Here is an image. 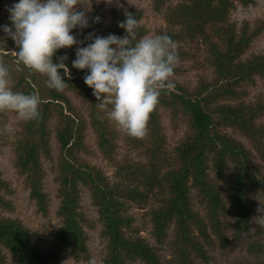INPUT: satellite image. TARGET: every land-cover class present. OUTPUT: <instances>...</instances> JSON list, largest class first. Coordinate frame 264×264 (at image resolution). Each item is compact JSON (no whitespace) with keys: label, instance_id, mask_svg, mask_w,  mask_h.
<instances>
[{"label":"trees","instance_id":"trees-1","mask_svg":"<svg viewBox=\"0 0 264 264\" xmlns=\"http://www.w3.org/2000/svg\"><path fill=\"white\" fill-rule=\"evenodd\" d=\"M166 1L152 0L156 10H160ZM234 1L243 7L255 3V0H178L166 9L165 25L157 28L155 34H167L172 38L177 46L178 62L195 61L201 45L204 44L209 53L206 59L212 67V74L209 79L201 74L197 84L189 86L175 78L185 72L182 65H175L171 78L175 87L171 91H162L159 103L148 120L147 134L142 137L145 140L141 153L147 159L143 164H127L128 167L125 168L119 163L116 157L118 133L110 125L106 111L99 108L93 90L84 83L87 70L72 67V61L76 57L68 48L58 50L53 57L54 62L59 57H67L63 61L69 69V74L64 76L68 83L65 89L80 96L87 105L90 125L102 157L117 167L118 174L124 168L126 170V175L122 178L119 175V180L113 183L109 182L101 168L77 161L75 151L82 147L81 132L85 127V119L80 117L71 99L63 91L48 88L47 77L31 71L18 58L19 65L14 66L20 68V71L17 68L12 70L7 61L0 58L8 65L10 75L14 72L19 78L17 84H12L14 91L26 94L35 92L41 98L39 120L22 123L14 165L20 174L26 176L29 195L43 211L46 209V195L41 186L43 173L39 155L41 152L46 155L49 152L48 120L53 117L56 119L55 138L66 153L60 172L61 200L57 213L62 221L58 237L64 248H71L74 259L86 254V237L81 225L84 217L78 210L79 184L89 190L92 203L103 223L101 233L107 240L105 264H135V257L146 264H161L143 240L126 236L123 232V227L131 221L124 213L127 204L146 203L150 197L159 201V205L152 209L150 215L157 239L164 237L169 222L175 220L180 241V264H196L192 259V252L203 262L208 259L199 237L193 234V228L208 244L211 242L206 230L208 226L221 241L226 240L221 222V215L225 210L221 181H224L225 191L235 209L237 231L247 230L252 210L250 195L259 188L264 195V175L252 160L250 150L225 129L232 128L244 135L264 162V94L259 93L253 100L244 102L242 97L246 91L241 88L243 82L252 80L254 76L264 79V50L250 54L245 60L239 59L258 34L259 28L250 30L248 23L244 22L237 29L235 24L229 23L228 12L234 6ZM15 2L17 0H12L9 6ZM126 11L132 13L137 20L140 19L141 11L134 6ZM124 13L125 11L111 10L110 22L105 28L102 12L98 9L94 18L99 17V21L93 22V18L90 26L83 30V41L89 32L100 36H124V29L119 27L120 22L125 19ZM8 17L9 13L5 10L0 17V25L10 26ZM144 32L139 27L137 39ZM0 33L5 35L2 31ZM89 42L85 41L83 46ZM6 45L9 50H19L10 39L6 40ZM8 54L4 53V57L13 59ZM60 71L63 76V70ZM159 107L168 110L174 128L180 119L187 127L175 147L173 163L164 172L161 151L165 138ZM209 169L214 171L213 176L208 173ZM3 187L4 183L0 178V191ZM191 189H195L204 201L207 222L191 205ZM0 205L7 206L1 193ZM262 229L264 233V224ZM0 246L9 251L14 264H48L53 259L51 255L38 250L34 233L16 219L0 217ZM250 249L256 253L263 252L264 235L260 241L252 242ZM0 264H4L1 249Z\"/></svg>","mask_w":264,"mask_h":264},{"label":"rangeland","instance_id":"rangeland-1","mask_svg":"<svg viewBox=\"0 0 264 264\" xmlns=\"http://www.w3.org/2000/svg\"><path fill=\"white\" fill-rule=\"evenodd\" d=\"M12 0H0V17L4 14L7 7H9ZM178 0H167L160 10H156L153 6L152 0H120L123 7L116 3H106V0H93L92 11L88 13L89 23H92L96 11L99 9L102 12L103 27H107L110 22L111 10L125 11L127 8L134 6L141 11L139 27L145 30L144 35L155 34L156 29L165 25V12L168 7L173 6ZM229 23L235 24L239 29L244 22L248 23V27L252 30L254 27L259 28L258 34L252 39L250 45L246 48L244 53L240 56V60H245L252 53H259L264 50V0H255V3L248 7H243L239 2L234 1V6L228 12ZM73 35L78 40L83 41V30L74 29ZM126 35V34H125ZM142 36V37H143ZM11 38L0 33V58L7 61L11 69L20 68L14 65L17 63V53L14 50L6 48V40ZM83 46V45H81ZM76 45L68 48L75 57ZM4 53L13 56L4 57ZM208 51L204 44L201 45L199 55L193 60H186L177 62L185 68V72L176 76L175 78L182 83H187L189 86H195L198 82L199 76L203 74L210 78L212 74V67L207 63L206 57ZM0 62H3L0 60ZM11 86L17 84L18 79L16 74L12 72ZM241 88L246 91L245 96L242 97L244 102L253 100L257 94H264V79L259 76H254L252 80L243 82ZM63 92L71 99L77 112L82 119H85V127L82 130V147L75 151L77 161L87 163L101 168L110 183L117 182L118 176L122 178L126 172L127 164L132 166L137 163H146L147 159L141 150L144 147L142 138H134L127 135L118 124L108 118L111 126L115 128L118 133L116 140V157L124 170L117 173V167L104 159L98 149L95 133L90 125L89 110L84 100L74 94L68 89ZM235 102V100H230ZM161 125L165 138V144L161 151V160L163 163L162 172L171 166L175 155V147L179 140L187 131L186 124L180 119L177 121L174 128L168 116V110L163 107L158 108ZM24 121L18 120L16 114L10 111L0 112V129L5 125L11 124L13 127L12 133L0 132V178L4 183L1 189V196L7 201V206L0 205V217L16 219L35 235V243L38 250L42 253L49 254L53 257L48 264H89V259L95 257L97 264H105L107 255V240L102 235L101 231L103 223L99 217L96 206L92 203L89 195V190L79 184V208L80 213L83 214L84 221L81 222L83 232L86 237V254L79 259H74L71 255V248H64L58 237V231L61 226V217L57 210L60 205L59 189L62 185V177L60 175L63 157L66 153L60 148L55 138V124L56 119L50 118L48 120V154L43 152L39 155V164L42 171V191L46 195V209L40 210L29 195V186L24 174H20L15 165L16 145L18 139L21 137L22 123ZM225 131L241 141L243 145L252 153V160L254 161L260 173L264 175V162L258 157L255 150L252 148L249 140L239 132L232 128H226ZM208 173L213 176L214 171L208 170ZM223 187L222 197L225 202V210L221 215V222L223 224V233L226 237L225 241H221L215 231L208 226L207 233L211 239L210 244L205 242L204 237L200 236L195 229L193 234L199 237L205 253L208 255L206 262L192 252V259L196 264H264V251L256 253L250 249L251 243L260 241L264 235L262 223H260L257 215V209L261 204H264V195L261 188L256 193L250 195L252 201V210L247 224L246 231H237L235 225V209L228 198L225 191V183L221 181ZM190 202L195 211L207 222L205 205L199 194L195 189L189 192ZM159 205V201L150 197L146 203L133 204L128 203L124 213L131 218L130 224L123 227V232L126 236L133 238H140L143 240L156 254L161 264H180L178 260L180 241L178 233L176 232V223L172 219L165 231L164 237L159 240L153 232V225L151 221V211L154 207ZM4 255V264H14V260L9 254V251L0 246ZM135 264H146L142 259L135 257L133 259Z\"/></svg>","mask_w":264,"mask_h":264},{"label":"clouds","instance_id":"clouds-1","mask_svg":"<svg viewBox=\"0 0 264 264\" xmlns=\"http://www.w3.org/2000/svg\"><path fill=\"white\" fill-rule=\"evenodd\" d=\"M92 3L93 0H17L6 9L10 26L0 25V31L18 47L19 62L46 76L47 87L60 92L68 86L64 76L69 69L63 62L67 57H59L56 62L53 57L58 50L76 45L72 67L87 70L84 83L93 90L99 108L127 135L142 138L162 91L175 87L171 78L179 60L176 43L167 34L137 39L139 21L126 10L125 19L119 24L126 35L100 36L89 32L84 41L78 40L73 30L90 26L88 13ZM106 3L123 7L120 0ZM98 21L99 17H95L93 22ZM85 41L90 42L81 46ZM40 103L35 92L13 90L10 69L0 62V112H13L22 121L39 120ZM13 130L8 124L0 132ZM257 211L264 224V204L260 202ZM89 264H97L96 258H90Z\"/></svg>","mask_w":264,"mask_h":264}]
</instances>
